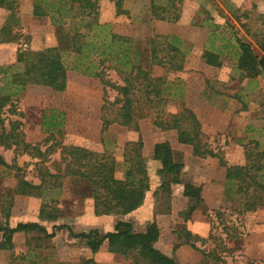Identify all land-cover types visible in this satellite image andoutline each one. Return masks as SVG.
Segmentation results:
<instances>
[{
  "label": "rangeland",
  "instance_id": "374dc122",
  "mask_svg": "<svg viewBox=\"0 0 264 264\" xmlns=\"http://www.w3.org/2000/svg\"><path fill=\"white\" fill-rule=\"evenodd\" d=\"M9 1L13 2L16 22L13 30L19 34V39L0 43V67L14 64L20 50L35 52L57 45L55 29L49 19L33 16L34 0ZM95 1L97 22L107 25L111 33L128 38L133 49L137 45L148 50V41L154 37H160L162 46L165 45L162 38L168 42L172 37L177 38L184 53L183 68L170 71L156 66L144 67L151 77L163 80L159 86L165 89L159 102H145L135 97L137 129L123 127L115 120L118 107L112 104L115 91L108 89L104 94L97 78L69 69L63 92L27 85L10 109L8 106L3 109L0 157L6 166L0 164V225L15 227L20 222H35L54 235L44 244L34 239L35 233L15 234L13 249L0 250V264H9L12 255L20 256L28 247L36 245L39 246L34 250L38 254L34 258L37 264H80L87 259H93L96 264H129L126 259L108 252L106 242L92 254L84 241L72 237V234L91 230L100 234L111 232L114 224L125 220L127 215L95 216L100 219H94L89 193L85 192L84 199L79 200L71 193L68 179H65L60 181L61 196L57 204L60 217L55 221L40 220L41 199L15 194V188L19 179L39 184V168L46 167L54 173L61 146H78L111 157L120 165L116 176L121 178L125 153L129 154L130 145L139 140L149 191L138 208L140 211L128 220L134 231L144 232L149 224L155 223L159 236L153 246L175 264L263 263L264 195L260 207L243 211V199L234 189H228L225 167L219 162L222 160L226 166H244L246 154L264 151V72L250 83L247 79L241 80L231 56L233 34L252 45L255 43L252 34H264V0H182L176 3L177 10L173 14L178 19L174 22L157 19L151 0H123L124 13H118L111 0ZM154 1L156 6H162L166 0ZM7 14L0 8V28ZM215 25L219 27L215 29ZM209 28L225 41L231 38L220 67L208 66L202 60ZM209 41L220 45L219 40ZM104 74L111 83L122 84L115 71L107 69ZM184 108L196 116L203 142L218 155L217 158L193 157L190 146L178 143L175 130H163L158 126V122L166 121ZM52 111L60 113L62 126L49 134L41 124L43 116ZM162 142H167L182 162L181 179L202 186L203 204L191 213L188 212L189 200L181 195L180 185L173 187L168 199L156 192L160 184L159 162L152 159V154L154 145ZM37 150L41 157H37ZM256 158L251 156L248 164ZM63 166L60 164L59 168L62 170ZM58 226L66 228L59 230ZM181 230L201 240H191L194 247L184 244Z\"/></svg>",
  "mask_w": 264,
  "mask_h": 264
},
{
  "label": "trees",
  "instance_id": "16d2710c",
  "mask_svg": "<svg viewBox=\"0 0 264 264\" xmlns=\"http://www.w3.org/2000/svg\"><path fill=\"white\" fill-rule=\"evenodd\" d=\"M118 13H124L121 6L123 0H111ZM182 0H166L162 6H156L151 0L153 13L161 21L174 22L178 19L173 12L176 3ZM0 8L8 14L0 28V43H13L19 39L14 32L16 26L13 2L0 0ZM160 10V12L158 11ZM32 14L36 18H48L55 29L57 45L40 51L20 50L16 54L14 64L0 67V126L4 127L3 109H9L25 90L27 85L48 87L56 92L66 88V72L74 70L84 76L97 78L104 94L108 89L116 92L113 105H117L115 120L123 127L137 129L135 107L133 102L138 96L145 102H159L164 91L159 85L164 82L161 78H153L144 67H161L170 71H181L183 68V52L177 38L172 37L165 45L159 42L160 37L151 38L148 50L140 49L125 37L111 33L107 25L97 22V5L95 0H34ZM207 27H209L207 25ZM215 29L219 26H213ZM255 43L252 45L233 34L234 44L231 56L234 69L239 78L247 82L256 80L264 72V34H252ZM220 41L216 46L214 41ZM231 39V38H230ZM230 39L218 37L214 29L209 28L206 47L202 60L211 67L221 66V57L230 46ZM225 43L222 44V42ZM254 47L257 49L255 51ZM106 65V66H104ZM111 69L117 73L122 84L111 83L104 71ZM162 82V83H161ZM159 83V84H158ZM42 128L49 134L59 131L62 126L60 113L53 111L43 116ZM163 130H175L177 141L191 147V154L197 158H217L218 155L203 142L200 123L196 116L184 108L177 114H172L166 121L158 122ZM8 137V136H6ZM14 137V136H13ZM2 144V141L0 142ZM4 143V142H3ZM129 145V144H128ZM126 146V148L128 147ZM141 141L131 144V150L125 153L122 177L116 174L120 171L117 162L105 154H98L78 146H61L60 160L54 173L48 168H39V184L19 179L15 194L41 199L39 219L55 221L61 211L57 207L61 196V180L68 179L67 187L79 200H83L88 192L93 200L94 216H124L138 209L149 191L147 169L140 154ZM29 147V146H28ZM35 147H32V150ZM128 150V149H127ZM37 157L42 154L37 150ZM131 152V154H130ZM251 156H256L252 164H248ZM152 159L159 162L157 175L160 178L157 194L166 199L173 194V187H182L181 195L189 200L188 212L191 213L202 206V186L195 182H185L181 179L182 162L176 156L167 142L154 145ZM247 164L244 166H226L225 182L228 189L242 197L243 211H254L263 204L264 195V151L246 154ZM0 164L6 163L0 157ZM63 164V169L59 165ZM6 214L8 209L6 208ZM66 228L58 226L57 229ZM2 239L0 250L11 251L12 239L15 234H37L36 241L46 244L53 237L38 223H18L15 227L0 225ZM185 237L184 244L200 241L186 230H181ZM159 236L155 223L149 224L144 232L134 231L131 222L117 221L111 232L100 234L96 230L88 233L72 234L73 238L84 241L92 254L96 253L106 242L108 252L126 259L129 264H175V262L154 248ZM203 241V240H202ZM38 245L28 247L27 252L20 256H11L9 264H37L35 251ZM46 248V246H44ZM35 250V251H34ZM22 262V263H21ZM80 264H96L93 259L83 260ZM261 264H264L261 263Z\"/></svg>",
  "mask_w": 264,
  "mask_h": 264
},
{
  "label": "crops",
  "instance_id": "0c3cea01",
  "mask_svg": "<svg viewBox=\"0 0 264 264\" xmlns=\"http://www.w3.org/2000/svg\"><path fill=\"white\" fill-rule=\"evenodd\" d=\"M140 209V208H139ZM139 209H137V210H135V211H133V212H131L130 214H127V217H125V220H123V221H128V220H130V219H133V217H134V213H136V211H140ZM93 218L94 219H100V217H95V216H93Z\"/></svg>",
  "mask_w": 264,
  "mask_h": 264
}]
</instances>
